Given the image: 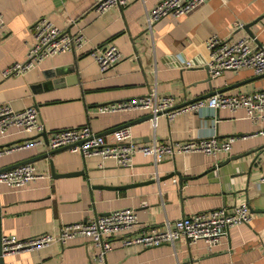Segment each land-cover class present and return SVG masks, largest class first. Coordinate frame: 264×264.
<instances>
[{
    "label": "crops",
    "instance_id": "1",
    "mask_svg": "<svg viewBox=\"0 0 264 264\" xmlns=\"http://www.w3.org/2000/svg\"><path fill=\"white\" fill-rule=\"evenodd\" d=\"M158 1L127 0L98 14L92 0H0V104L7 102L13 109L35 106L47 132L88 125L95 133L104 132L100 134L110 143L116 141L113 128L123 124L130 125L134 140L143 143L208 136L214 126L220 137L240 136L232 142L230 154L193 152L156 161L136 153L130 166H122L112 158L84 157L66 149L37 158L49 151L42 142L11 150L0 155L1 167L34 158L28 162L44 176L17 189L0 184V234H54L62 224L126 207L138 216L132 235L183 215L222 206L231 209L243 202L250 206L251 221L230 227L211 249L203 240L188 244L184 237L147 248L123 246L116 236L106 259L96 262V248L77 237L65 244L53 242L4 254L3 264H264V150L252 165L256 152H249L264 144V133L257 134L264 130V123L252 122L243 108L187 111L173 119L159 115L155 128L150 120L141 119L148 114L144 109L96 111L99 104L152 89L173 95L181 105L211 90L237 94L264 88V75L249 68L226 70L207 81L205 46L211 34L230 40L250 35L243 25L260 16L251 26L255 35L251 43L263 42L264 0H204L190 12L163 17L149 28L147 12ZM40 17L71 33L81 29L86 38L83 47L47 56L22 74L3 76L5 67L23 60L31 40L30 26ZM110 42L118 45L122 57L99 71L90 52ZM180 57L192 65L182 67ZM56 68H62L60 76L47 77ZM32 135L9 128L0 135V147ZM242 153L246 154L230 158ZM48 160L53 163V175ZM78 170L81 173L57 175ZM152 178L155 181L149 182ZM133 182L146 183L111 187Z\"/></svg>",
    "mask_w": 264,
    "mask_h": 264
},
{
    "label": "built area",
    "instance_id": "2",
    "mask_svg": "<svg viewBox=\"0 0 264 264\" xmlns=\"http://www.w3.org/2000/svg\"><path fill=\"white\" fill-rule=\"evenodd\" d=\"M204 0H159L146 16L147 26H151L166 16L178 17L184 15ZM127 0H92V9L100 14L108 8L123 6ZM242 26V23H236ZM3 22L0 18V30ZM31 40L26 48L25 56L21 61L12 62L1 73L3 76L22 74L38 65L47 56L66 51L80 50L86 38L77 28L71 33L58 27L45 17L36 19L30 26ZM254 37L244 35L235 40L211 34L205 41L209 58L207 66L212 78L221 75L226 70L252 69L255 74L264 73V41L252 45ZM90 55L97 64L99 71L114 66L122 57V51L114 42L108 43L98 51H91ZM182 67H189L192 62L179 58ZM227 108L235 111L245 110V116L252 122L264 123V88L245 93L229 94L223 91L198 98L185 104L178 105L173 95L159 94L155 89L140 96L99 104L97 112H117L133 109H144L151 115L150 120L155 128L159 115L173 119L176 115L201 109ZM15 128L30 134L46 132L49 149L64 148L71 152H78L82 156L96 155L101 158H112L117 164L130 166L136 153L152 156L154 160L161 157H173L176 154L201 152L208 155H217L219 152L230 154L232 142L238 135L220 137L213 126V133L185 141H158L148 143L137 142L133 138L130 125L115 130L116 141L108 142L103 134L95 133L88 125L71 127L47 132L44 123L39 118L35 106L29 105L22 109H13L7 102L0 104V135H5L9 128ZM264 133L259 130L257 134ZM43 143L40 136L0 147V155L11 150ZM44 144V143H43ZM44 175L35 171L31 162H22L14 166L3 168L0 166V184L10 189H17L30 180ZM264 181V176L261 177ZM252 219L250 206L243 202L231 209L222 206L207 211L183 215L171 222H165L162 227H153L137 234H130L138 223V216L134 209L126 207L112 210L106 214L96 215L93 218L74 223L62 224L58 232L39 233L29 237H17L13 234L0 235L1 254L33 250L42 248L50 243L65 244L69 240L83 237L89 240L96 248L93 260L103 262L107 253L113 248V238L120 236L123 246H139L142 248L158 246L164 243L173 244L180 237H184L188 244L203 240L208 248L220 244L232 226L249 223Z\"/></svg>",
    "mask_w": 264,
    "mask_h": 264
},
{
    "label": "water",
    "instance_id": "3",
    "mask_svg": "<svg viewBox=\"0 0 264 264\" xmlns=\"http://www.w3.org/2000/svg\"><path fill=\"white\" fill-rule=\"evenodd\" d=\"M260 20H261V16L258 17V18H256V19H254V20H252V21H250V22L245 23V24L243 25V28H244V29H245V30H246V31H247L252 37H254L255 35H254V33L252 32V30H251V26H253L255 23H257V22L260 21ZM73 68H74V67H73ZM61 69H62V68H56V69H53V70L49 71V75H47V77H51L52 75L60 76V74L62 73V70H61ZM206 69L209 71L208 66H206ZM73 70H74V69H71V68L68 69V71H73ZM259 75H264V73L259 74ZM211 78H212V77H211V75H210V73H209L208 78H207L206 80H207V81H211ZM54 82H55V81H54ZM218 91H222V90L219 89ZM215 92H216V91L211 90L210 92H207L206 94H203V95H201V96L195 97V98L189 100L188 102H190V101H194V100H196V99H198V98H204V97H207V96H209V95H211V94H213V93H215ZM188 102H186V103H188ZM149 117H151V115H150V114H147L146 116H144V117L141 118V119H147V120H148ZM125 125H128V124H123V125H120V126H116L115 128H113V130H114V129H118V128H120V127H122V126H125ZM100 133H104V132H100ZM100 133H99V134H100ZM37 136H40V137L42 138L43 143H44L45 145L47 144V140H46V132H45V131L39 132V133L34 134V135H32V136H28V137L24 138L23 140L32 139V138H35V137H37ZM61 149H64V148L60 147V148H55V149H49V151H46V152H43V153L39 154V156H37V158H38V157H47V156H49V155H51V154H53V153H55L56 151L61 150ZM262 150H264V144L261 145V146H259V147H257V148H254V149H252V150L249 151V152H256V154H255V156H254V159H253L251 165H252L253 163H255V162L258 160L257 158H258L259 155L263 152ZM246 153H247V152H246ZM246 153L238 154L237 156H232V157H230V158H238V157H241V156L245 155ZM32 160H34V158H29V159H26V160H22V161H19V162H17V163L11 164V165L6 166V167H3V168H8V167L14 166V165H16V164H18V163L28 162V161H32ZM48 162H49V169H50L51 175H53V173H54V170H53V163H52L51 160H48ZM76 173H81V170H78V171H75V172H66V173H63V174H57V175H73V174H76ZM172 175H173V174H169V176H172ZM148 181H149V182H154L155 180L152 178V179H150V180H148ZM141 183H146V182H133V183H129V184L118 185V186H111V187H113V188H115V189H122V188H128V187H132V186L140 185ZM97 187H104V186H97ZM0 235H1V234H0ZM2 256H3V255L1 254V250H0V264H3V257H2Z\"/></svg>",
    "mask_w": 264,
    "mask_h": 264
}]
</instances>
